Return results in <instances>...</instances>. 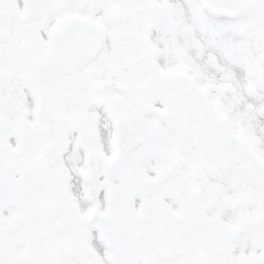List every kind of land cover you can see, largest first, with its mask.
Wrapping results in <instances>:
<instances>
[{
    "label": "snow or ice",
    "instance_id": "1",
    "mask_svg": "<svg viewBox=\"0 0 264 264\" xmlns=\"http://www.w3.org/2000/svg\"><path fill=\"white\" fill-rule=\"evenodd\" d=\"M0 264H264V0H0Z\"/></svg>",
    "mask_w": 264,
    "mask_h": 264
}]
</instances>
